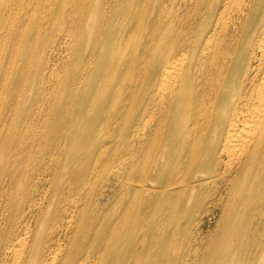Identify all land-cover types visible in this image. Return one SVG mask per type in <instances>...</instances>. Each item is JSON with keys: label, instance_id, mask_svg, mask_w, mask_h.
<instances>
[{"label": "bare ground", "instance_id": "1", "mask_svg": "<svg viewBox=\"0 0 264 264\" xmlns=\"http://www.w3.org/2000/svg\"><path fill=\"white\" fill-rule=\"evenodd\" d=\"M263 206L264 0H0V264H264Z\"/></svg>", "mask_w": 264, "mask_h": 264}, {"label": "rangeland", "instance_id": "2", "mask_svg": "<svg viewBox=\"0 0 264 264\" xmlns=\"http://www.w3.org/2000/svg\"><path fill=\"white\" fill-rule=\"evenodd\" d=\"M102 178L104 179L105 176H103ZM103 179L101 180V182L104 181ZM216 220H218V214L215 212V210L213 211V210L210 209V210H207L206 212L201 214V220H200L199 225H200V229H202L203 233H201V235H200V240L197 243V244H199V246H198L197 249H200V251L206 250V252H204V253L207 254L209 257L215 251H219V248H218L219 247V239L218 238H221L220 237L221 230L216 229L215 231H212L210 233V231L217 225V221ZM175 234H177V236L179 238V242H178L177 247L180 250H183L185 248L184 246L186 244V241L184 240V238L188 237V235L190 233H186V231H178ZM227 242L228 241H226V243ZM230 242H231L232 245H228V248H227L228 250H230L233 247V245L236 242V239L230 238ZM207 245H210V246H208L209 248L206 247ZM173 256H175V255L172 253L171 257H173ZM173 260L175 262V259H173ZM179 262L180 261H179V258H178L177 259V263L179 264ZM172 264H174V263H172Z\"/></svg>", "mask_w": 264, "mask_h": 264}]
</instances>
